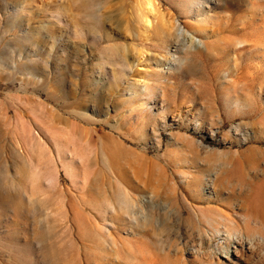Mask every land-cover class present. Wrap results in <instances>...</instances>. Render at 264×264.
Segmentation results:
<instances>
[{
  "label": "rangeland",
  "instance_id": "1",
  "mask_svg": "<svg viewBox=\"0 0 264 264\" xmlns=\"http://www.w3.org/2000/svg\"><path fill=\"white\" fill-rule=\"evenodd\" d=\"M149 1L0 0V264H107L77 217L112 230L85 203H118L122 187L149 218L115 222L122 235L146 233L164 258L208 264L192 250L213 247L228 262L238 239L264 235V222L241 219L249 209L264 221V47L172 64L198 18L179 0ZM207 1L209 24L248 19L264 40L251 1ZM221 212L244 234L226 232Z\"/></svg>",
  "mask_w": 264,
  "mask_h": 264
},
{
  "label": "bare ground",
  "instance_id": "2",
  "mask_svg": "<svg viewBox=\"0 0 264 264\" xmlns=\"http://www.w3.org/2000/svg\"><path fill=\"white\" fill-rule=\"evenodd\" d=\"M179 1L182 6V12L185 14V16L188 17L196 15L198 18V23L196 24L195 31H192L190 28L189 30H187L188 34L186 36L185 43H183V48H181L184 52V56L180 57L179 55L175 54V52L172 53V56L170 57V61L172 62V64L177 61L179 62L183 61V59L190 58V56L193 55V52L195 50L207 51L216 49L218 51H221L225 48V46H230L231 44H234L236 45L235 48L232 46L234 48V54L238 57L240 51L250 48L256 49L258 47H264V40L258 39L259 37H256L254 30L251 28L252 21L247 19L243 23H241V26L238 28H234L233 25L222 26L223 24H209L215 17V12L209 1ZM249 1H251V8L253 11V15L250 18H254V14H261L264 17V0ZM145 3V6L149 10L151 8V1L147 0V2ZM225 4L231 6L234 4V2L233 0H225ZM144 21L148 25L151 23L148 17H145ZM187 23L188 25L190 24L189 22ZM229 27H231L232 29H230ZM227 28L229 31L248 30L251 36L247 35L243 39L236 42L235 38L233 39L225 35V30ZM162 33L167 37L169 36L168 30L164 26L162 28ZM240 45L242 46L239 47ZM170 50L171 49H169L168 52H170ZM187 59L186 61H188ZM160 74L161 73L159 72V75ZM119 195L121 200L118 203H94L90 201H86L85 203L86 205H89L93 211H96L95 218H97V215H100V218L112 220L111 222L114 224L111 228L112 230L108 229V231H106L101 227V223L98 220L95 221L91 218L90 220H88V217H85V215L87 216V214H84V212L81 210L78 212L79 216L77 217V220L79 221L77 223V226L83 232H86V230L89 232H86V234L90 237V239L92 238L91 240L95 242L96 252L98 254L99 259L104 260V262L107 264H120V262L123 264H189L184 254L176 253L177 255H179L171 259V257H169L170 255L168 252L166 253L167 256L165 258V254L160 256L158 253H153L151 249H149V247L145 245L146 242L144 241V239H146V233H141L140 238L134 239L136 242L134 240L132 241L133 238L123 236L121 233V227L119 226L120 224H116L115 222L126 219L128 220V222L132 223V220L137 219L139 222L141 221V225L144 226L149 221V218L148 215L143 212L142 208L143 202L145 203L146 200L142 199V197H136V203L132 204L128 198V192L123 187L120 190ZM141 195L143 196V193ZM212 210L213 209L210 208L209 212H212ZM221 216L226 218L227 220L224 228L226 232H228L229 234L231 233V229L228 228V223L231 222V225L233 226V228L237 229L236 232H239L240 236L244 234L242 226L243 223H241L235 218L230 217V215L226 213L221 212ZM209 218V220H218L214 216ZM199 219H201V217ZM241 219L246 225L249 223V220H253L256 225L255 227L258 229L260 228V225L264 222L262 221L263 219L260 216H258L252 210L249 209H247L246 211L244 210V216ZM81 221H84V223H81ZM217 223H219V221H217ZM133 224L131 226L132 230L130 231V234L136 235L137 231H135ZM213 226L217 229V231L221 230L218 225L214 224ZM230 237L231 236H229L228 234H226V236L224 237V242L226 243V246L229 245ZM237 244L240 247L236 248L234 251L236 257L230 258L229 254L224 255L230 260L228 259V262L226 261L223 263L219 262V255L213 247L204 251H192L196 258L205 260V262H207L208 264H241V261L244 258H247L249 260L244 262L245 264H264V235H262L260 238H256L255 236H253L250 240H246L244 239V237H241L237 240Z\"/></svg>",
  "mask_w": 264,
  "mask_h": 264
}]
</instances>
